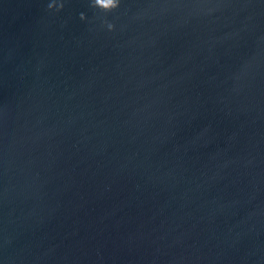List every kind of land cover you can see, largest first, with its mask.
I'll return each mask as SVG.
<instances>
[{"label": "water", "instance_id": "95a60500", "mask_svg": "<svg viewBox=\"0 0 264 264\" xmlns=\"http://www.w3.org/2000/svg\"><path fill=\"white\" fill-rule=\"evenodd\" d=\"M0 264H264V0H0Z\"/></svg>", "mask_w": 264, "mask_h": 264}, {"label": "clouds", "instance_id": "9594fccd", "mask_svg": "<svg viewBox=\"0 0 264 264\" xmlns=\"http://www.w3.org/2000/svg\"><path fill=\"white\" fill-rule=\"evenodd\" d=\"M121 0H89V7L98 10L101 14H109L114 12L120 7ZM63 3H49L48 9L51 10L55 8L56 11H60L63 8ZM82 21L86 19L85 14L81 13L79 17ZM101 20V26L106 27V29L111 32L115 29V25L112 22L107 21L103 18V15L99 17Z\"/></svg>", "mask_w": 264, "mask_h": 264}]
</instances>
